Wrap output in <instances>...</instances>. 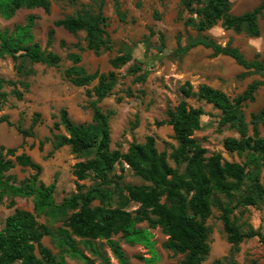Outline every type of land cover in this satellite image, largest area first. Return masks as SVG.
I'll return each mask as SVG.
<instances>
[{
    "label": "trees",
    "instance_id": "1",
    "mask_svg": "<svg viewBox=\"0 0 264 264\" xmlns=\"http://www.w3.org/2000/svg\"><path fill=\"white\" fill-rule=\"evenodd\" d=\"M53 0H0V13L6 19H11L19 9L42 8L51 12ZM184 4L197 18L190 17L185 25H194L200 31H206L222 22L226 30L245 33L252 37L261 35L259 19L264 18V0L252 10L243 14H231V0H184ZM193 4L196 7H193ZM40 17L30 14L26 24L16 25L13 31L0 32V52L9 54L14 63L19 79H6L0 76V98L5 99L6 86L13 87V94L21 100L29 91L30 84L25 79L36 73L35 63L47 66H58L62 61L60 54L49 50L54 39V29L48 31L47 47L35 39L33 28ZM54 26H62L71 33L85 31V45L79 41L75 47L78 52L68 54L72 65L65 69L64 74L75 86H89L95 81L91 107L93 108L90 123H76L66 108L54 117L51 129L53 149L49 155L63 146H70L77 156L85 157L78 161L73 170L76 177V190L62 202L54 199L56 183L46 184L40 176L43 166L26 152L19 153V147L0 145V199L7 194L14 196H33L34 211L16 208L7 216L0 229V264H67L64 257L57 258L51 248L43 244V238L51 235L50 229L38 221L37 215L46 214L54 219H66L67 230H61L60 247L64 253L81 258L85 264H94L93 259L78 248L74 236L81 238L92 253L97 250L93 241L106 240L119 264H130L114 235L122 234L128 242H140L148 248L150 257L137 256L144 264H155L157 261L155 242L144 238L142 234L150 235L149 228L160 227L168 236L163 247L173 251L175 255L184 257L179 264H203L210 253V227L207 224L218 207L227 240L237 246L244 240L261 236L251 230L243 232L237 222L232 219L234 207L223 205L219 195L231 198L236 192L242 195L239 202L245 206L264 203V185L261 172L264 167V136L260 125L264 126V108L251 114L250 133L249 122L242 108L256 98V93L264 81L250 82L243 92L232 97L219 88L209 84H200L194 91L191 82L186 81L181 86L182 99L173 109H168L167 121H158V125L168 123L172 126L177 146L171 153L159 151L156 137L148 135L145 142L133 141L126 152L112 149L110 128V112L104 111L99 103L111 94L118 81L116 69L129 63L132 54L129 52L116 55L110 61L112 69L107 72H90L83 64L82 52L93 51L99 55L112 49V40L106 31V17L103 12L98 14L66 15L54 21ZM177 39L178 48L188 51L197 45L211 48L215 55L231 56L238 64L248 70L264 74V61L260 55L249 60L238 47L231 44L225 46L211 38L196 39L185 47ZM64 44V41H62ZM142 64L135 63L129 71L137 75L139 82H144L147 72L142 71ZM23 87V89H20ZM198 98L211 104L220 111L219 123L234 128L239 137H227L223 145L229 152L246 154V161L240 163L224 158L220 152L208 154V150L194 136L195 131L202 127L201 118L206 115L203 107L189 104V98ZM2 101L0 100V108ZM14 123L7 116H1L0 122ZM41 122V113L36 112L29 128L16 125V129L24 137L34 135V129ZM63 126L66 134L56 133ZM45 140L40 141V148ZM169 157L177 164H185L184 171H179L169 163ZM120 164L122 171L125 165L132 168L145 184L120 183L121 176L113 174L116 165ZM31 168L34 172L20 184L7 173L17 167ZM249 167V169L247 168ZM113 174V175H112ZM116 177L115 179L113 177ZM93 178L94 185L87 188L82 181ZM117 179V180H116ZM135 202L139 207L132 211L127 207ZM147 222L148 228H141L139 223ZM262 238V237H261ZM36 250H38L39 255ZM106 264H111L110 258H104ZM214 264H224L216 259Z\"/></svg>",
    "mask_w": 264,
    "mask_h": 264
},
{
    "label": "rangeland",
    "instance_id": "2",
    "mask_svg": "<svg viewBox=\"0 0 264 264\" xmlns=\"http://www.w3.org/2000/svg\"><path fill=\"white\" fill-rule=\"evenodd\" d=\"M260 2L261 0H231L229 12L243 14L252 10ZM193 7L196 5L193 4ZM101 11L106 17L105 28L111 37L112 49L99 55L89 50L82 52L84 66L90 72L97 70L107 72L112 69L110 61L113 57L126 52L132 54L129 63L116 69L118 81L111 94L99 103L104 111L111 113L112 149L126 152L133 141L143 143L146 136L154 135L158 150L171 153L178 145L173 138L172 126L168 123L158 125L157 122L169 119L167 111L175 108L182 99L181 86L186 81H190L194 91H197L200 82L207 79L206 76L210 77V80L218 77L221 86L227 87V92L232 97L239 94L249 81L253 79L264 81V74L261 75L262 73L254 70L238 71L227 62L225 56L200 51L188 56L187 61L185 60L187 51L182 52L178 48V38L181 39L183 47L196 39L211 38L222 44L237 45L246 55L255 56L257 53L250 45L251 36L244 32L236 33L233 30H226L222 27L221 21L206 31H200L194 25H185L190 17L197 18V15L185 6L184 0H53L50 13H46L41 8H22L11 19L4 18L0 13V32L5 30L11 32L16 25L26 24L30 14H36L40 18L36 20L33 33L35 39L43 48H46L48 31L53 27L56 19L64 18L69 14L92 15ZM259 25L264 40V18L259 19ZM54 28V42L47 48L59 53L62 61L58 66L52 67L34 64L36 73L25 79L29 82L30 88L21 100L13 94L12 86H6L3 89L7 96L5 99L0 98L2 101L0 117H9L14 126H10L5 121L0 122V145L19 146V153L27 152L34 160L40 162L43 166L40 178L46 184L56 183L54 199L60 203L65 197L75 192L74 166L85 157L74 154L68 145L55 151L52 156L49 155L53 149L51 129L54 121L59 118L54 116H59V110L64 107L76 123H90L93 116L91 102L96 99L93 97V87L97 81L89 86L77 87L65 76V69L72 64L67 55L71 51H78L74 46L78 41L85 44V32L71 34L61 27ZM61 40L65 41L64 45L61 44ZM262 53L264 54V48ZM135 63L142 64L143 69L140 73L147 72L144 82L137 81L136 77L139 74L129 71L130 66ZM0 76L6 79H19L15 63L7 53L0 52ZM188 102L194 107H203L207 113L202 116V127L195 131L194 136L207 148L208 154L220 152L225 159L244 163L245 153L229 152L224 148L225 138L239 136V134L229 125H220V111L196 97L189 98ZM261 108H264V85L260 87L255 101L248 102L242 108L250 128L252 127L251 114ZM37 111L43 113L42 124L35 127L33 136L26 137L23 141L15 126L29 128L32 117ZM261 131L264 136L263 126ZM56 133L66 134V131L61 126ZM41 140H45L42 149L39 146ZM169 163L179 171H184V163L179 165L170 157ZM124 169L122 171L121 165L117 164L113 172L121 176L120 183H146L132 168L125 165ZM33 172L30 168L17 166L7 175H11L16 184H20ZM261 181L264 185V167L261 172ZM82 183L89 188L94 185L95 180L91 177ZM241 195L242 191L236 192L231 198L219 195V199L223 205L230 204L234 207L231 217L243 232L254 230L261 236H255L233 246L228 242L223 228L220 218L222 211L214 207L213 215L207 219L210 227L211 250L203 264H214L216 259H221L224 264H264V203L245 206L239 202ZM138 207L137 203L131 202L127 209L134 211ZM16 208L34 211V197L3 195L0 199V229L7 216ZM37 218L40 223L50 229L51 235L43 238V244L51 248L57 258L64 257L68 264H85L84 260L64 253L60 247L59 238L65 233L61 230L68 228L66 219L63 217L54 219L46 214H39ZM137 226L148 228L147 222L139 223ZM149 231L152 233L151 240L156 241L161 255H156L157 260H161L158 264H179L184 256L175 255L173 251L163 247L167 236L161 228H149ZM145 233L142 234L144 238H151ZM74 238L78 248L90 256L94 264H106L104 259L106 256L110 258L111 264H119L105 239L93 241V247L97 252L92 253L81 238L76 236ZM113 239L118 241L125 250L130 264H144L137 258L139 255L149 257V251L144 245L127 242L122 234L114 235ZM36 252L39 255L38 250Z\"/></svg>",
    "mask_w": 264,
    "mask_h": 264
},
{
    "label": "crops",
    "instance_id": "3",
    "mask_svg": "<svg viewBox=\"0 0 264 264\" xmlns=\"http://www.w3.org/2000/svg\"><path fill=\"white\" fill-rule=\"evenodd\" d=\"M42 9V8H41ZM44 10V9H43ZM57 20V19H56ZM54 27H61V28H63L62 26H54V22H53V27H51V28H53L54 29V35H55V28ZM50 28V29H51ZM64 30H66L65 28H63ZM68 33H71V32H69L68 30H66ZM85 32V31H84ZM71 34H74V33H71ZM85 35H86V33H85ZM252 37V36H251ZM48 39V38H47ZM214 40V39H213ZM263 39H262V35H260L259 37H252L251 38V47L256 51V53L257 54H259L260 55V57H259V59H262L263 61H264V54L262 53V48H264V40L262 41ZM62 41H64V40H61V44H62ZM216 41V40H215ZM53 42H54V39H53ZM79 42V41H78ZM77 42V43H78ZM217 43H219V44H221V45H223V46H225V45H227V44H222V43H220V42H218V41H216ZM53 44V43H52ZM64 44H65V41H64ZM64 44H62V45H64ZM82 44V43H81ZM76 45V43L74 44V46ZM83 45V44H82ZM85 45V44H84ZM52 46V45H51ZM232 46H234V47H238L239 49H240V51L243 53V55L247 58V59H249V60H252V59H254V58H256L255 56H257V54L254 56V55H252L251 56V54H249V55H246L245 54V52L239 47V46H237V45H234V44H232ZM46 47H47V44H46ZM50 47V46H49ZM53 51V50H52ZM200 51H206V54H213V55H215L214 54V51H213V49H211V48H207V47H205V46H203V45H197V46H194V47H192L190 50H188L187 51V53L185 54L186 56V58H185V60L187 61V58H188V56H190V55H192V54H196V53H199ZM72 52H76V51H71L70 53H72ZM78 52V51H77ZM189 52V53H188ZM57 53V52H56ZM70 53H68V54H70ZM59 54V53H58ZM68 56V55H67ZM216 56H225L226 57V60H227V62H229V64H231V65H233L234 66V68L235 69H237L238 71H243V70H248V69H246V68H244L243 66H241L240 64H238L237 62H236V60L234 59V58H232L231 56H228V55H225V54H218V55H216ZM62 57V56H61ZM12 58V57H11ZM35 64H42V63H35ZM82 64H83V61H82ZM44 65H46V64H44ZM72 65V64H71ZM84 65V64H83ZM47 66V65H46ZM52 67V66H51ZM111 70V69H110ZM215 74H216V72H215ZM216 75H218V74H216ZM261 75H263V74H261ZM207 77V79H204L203 81H201L200 82V84H203V83H206V84H209V85H211L212 87H215V88H219V89H221V90H223L224 92H226L228 95H229V93L227 92V87H222L221 86V82H220V80L218 79V77L217 78H215V79H213V80H210L209 78L210 77H208V76H206ZM254 80H260V79H253V80H251V81H249L247 84H246V86L250 83V82H252V81H254ZM262 81V80H261ZM190 82V81H189ZM192 84V83H191ZM199 84V85H200ZM199 85H198V87H199ZM246 86H245V88H246ZM77 87H79V86H77ZM262 87V86H261ZM244 88V89H245ZM193 89H194V87H193ZM243 89V90H244ZM197 90H198V88H197ZM243 90L241 91V92H243ZM259 91V90H258ZM258 91H257V93H256V95L258 94ZM240 92V93H241ZM253 101H255V99L253 100ZM253 101H251V102H253ZM190 104V103H189ZM211 105V104H210ZM62 108H64V107H62ZM61 108V109H62ZM60 109V110H61ZM262 109V108H261ZM260 109V110H261ZM59 110V111H60ZM37 112H40L41 113V122L39 123V125L40 124H42V120H43V113L41 112V111H37ZM258 112V111H257ZM7 123V122H6ZM8 124V123H7ZM38 126V125H37ZM261 126H263V125H260V130H261ZM264 127V126H263ZM173 129V128H172ZM249 129H250V133H252V127L250 128V126H249ZM17 130V129H16ZM18 131V130H17ZM18 134H20L19 132H17ZM239 134V133H238ZM261 134H262V131H261ZM22 137V139H23V141H24V139L26 138V137H24L22 134H20ZM263 136V135H262ZM235 137H239V136H235ZM22 141V142H23ZM1 145H3V144H1ZM6 146V145H5ZM7 147H19V146H7ZM228 151V150H227ZM27 153V152H26ZM228 160V159H227ZM36 161V160H35ZM231 161V160H230ZM38 162V161H37ZM40 163V162H39ZM41 164V163H40ZM42 165V164H41ZM31 169V168H30ZM167 236V235H166ZM167 238H168V236H167ZM151 239H152V237H151ZM167 240V239H166ZM128 242V241H127ZM155 242V251L157 252V254H159L160 255V252H159V250H158V248H157V243H156V241H154ZM136 244H141V245H144L143 243H140V242H136ZM145 246V245H144ZM122 247V246H121ZM146 248V247H145ZM123 249V248H122ZM147 250H148V248H146ZM124 250V249H123ZM124 252H125V250H124ZM126 254V253H125ZM151 256V254L149 253V257ZM161 256V255H160ZM67 262V261H66ZM161 262V260L160 261H156V263L155 264H158V263H160ZM68 264V263H67Z\"/></svg>",
    "mask_w": 264,
    "mask_h": 264
}]
</instances>
